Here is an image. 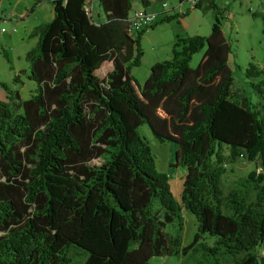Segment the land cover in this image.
<instances>
[{"label":"trees","instance_id":"1","mask_svg":"<svg viewBox=\"0 0 264 264\" xmlns=\"http://www.w3.org/2000/svg\"><path fill=\"white\" fill-rule=\"evenodd\" d=\"M96 3L102 20L84 0L51 1L50 21L30 31L26 70L12 76L34 83L28 98L0 81V264H146L193 247L206 264H264V88L251 103L233 87L221 11L211 3L209 33L177 37L139 83L130 68L155 23L131 35L130 0ZM141 124L176 145L168 167L183 170L179 202L153 168ZM239 158L259 171L224 192L222 165ZM181 209L196 224L186 246Z\"/></svg>","mask_w":264,"mask_h":264},{"label":"rangeland","instance_id":"2","mask_svg":"<svg viewBox=\"0 0 264 264\" xmlns=\"http://www.w3.org/2000/svg\"><path fill=\"white\" fill-rule=\"evenodd\" d=\"M136 2L138 0H130ZM160 1V0H154ZM173 5L176 4V0H165ZM216 1V2H215ZM244 0L240 3L239 0H214L215 6L221 11V32L226 39L229 47V54L227 58V65L231 71L232 85L238 89L239 92L245 96L249 102L253 103L258 99L255 92L256 86L264 88V34L262 28L264 26V15L262 8V0ZM223 3V6H220ZM211 12V6L206 7ZM249 8V10H247ZM203 8H196L199 14H202ZM227 13V16H224ZM203 17L197 24L200 34L205 36L209 30L204 28ZM151 36L145 37L142 41L141 47L144 48V63L140 66L130 68V74L141 83L146 73L147 63L149 62L152 54L149 53L151 47L149 42ZM204 48L193 53L190 57L188 65L194 67L199 61ZM3 57L0 53V64H3ZM253 66L255 70H261L257 74H253L254 70L250 69ZM0 65V80L7 83L10 88H14L18 91L21 99L28 98L33 93L34 85L32 81L23 78L20 75L21 81L14 84L11 80V74L7 72L5 67ZM28 82L33 86H29ZM0 98H4L2 89L0 90ZM138 136L144 138L146 141L150 153L153 156V168L158 173H165L168 175V183L170 191L174 200L179 202V196L181 191V182L183 177V170L181 168L168 167V163L173 160V153L176 149V145L171 142H159L150 133L145 124H141L136 128ZM222 153L226 156L227 150L223 148ZM224 172L221 175L222 190L225 192L228 190L231 181L239 176H244L248 171L256 168L252 161H247L243 158H239L234 162H225L222 165ZM180 214L182 217V229L180 231L181 246H186L192 242L193 235L196 230L195 219L191 213L187 210L181 209ZM168 232L173 231L171 225L166 226ZM214 237L205 235L204 242L211 245ZM259 253H263L261 249ZM208 260L202 251L196 247L191 248L185 255L179 256H153L146 264H206Z\"/></svg>","mask_w":264,"mask_h":264},{"label":"crops","instance_id":"3","mask_svg":"<svg viewBox=\"0 0 264 264\" xmlns=\"http://www.w3.org/2000/svg\"><path fill=\"white\" fill-rule=\"evenodd\" d=\"M51 1L52 0H40V3L35 5L30 12H26V9L32 4L33 0H0V29H3L2 31L0 30V49H2L5 54V57L2 56L4 62L0 65L7 69L11 77L18 74L21 70H26L27 63L24 59L25 52L36 42V37L31 36L30 31L36 25L50 21L52 18ZM84 1L88 3L90 17L95 20H102L103 14L97 7L96 0ZM239 1L241 3L244 0ZM248 2H251V0ZM162 3H165L166 7H163ZM211 3L215 4L214 0H199L200 6L204 9L202 14H199L196 8L189 3V0H176L175 5L165 0H147V5L145 7L142 6L140 0L134 3L131 2V9L142 7L154 13L153 22L155 24L152 28L145 29L140 37V46L145 37L151 36L152 38L149 42V47H151L149 53H151L152 56L147 63L144 79L152 63L170 57L172 44L177 37L200 34L198 33V30H200L198 29L199 26H197L199 23L195 24V21L199 22L205 17L203 30L204 28H207V30L210 29L213 17L210 10L206 7ZM223 5L224 4L221 3L220 6ZM247 10H249V8ZM227 15L228 14L225 13L224 16ZM166 16H173V18L162 21ZM141 49L142 55L139 66L141 63H144L145 50L143 47H141ZM20 75L23 76V78L25 77L24 74H19V80L21 81ZM28 85L33 86L34 83L32 85L28 82ZM0 100L3 99L0 98Z\"/></svg>","mask_w":264,"mask_h":264},{"label":"built area","instance_id":"4","mask_svg":"<svg viewBox=\"0 0 264 264\" xmlns=\"http://www.w3.org/2000/svg\"><path fill=\"white\" fill-rule=\"evenodd\" d=\"M196 2L197 0H189V3L192 6ZM162 6L166 7V4L162 3ZM83 9L87 13V15H90V9L88 7V3L85 1H84ZM153 21H154V13L149 12L142 7L131 9L126 18L128 33L132 35L136 31L150 25ZM0 30L2 31L3 29ZM258 171L259 168H256V172Z\"/></svg>","mask_w":264,"mask_h":264}]
</instances>
